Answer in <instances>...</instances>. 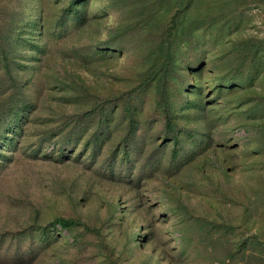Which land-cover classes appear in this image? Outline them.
<instances>
[{
    "label": "rangeland",
    "instance_id": "obj_1",
    "mask_svg": "<svg viewBox=\"0 0 264 264\" xmlns=\"http://www.w3.org/2000/svg\"><path fill=\"white\" fill-rule=\"evenodd\" d=\"M0 264H264V0H0Z\"/></svg>",
    "mask_w": 264,
    "mask_h": 264
},
{
    "label": "trees",
    "instance_id": "obj_2",
    "mask_svg": "<svg viewBox=\"0 0 264 264\" xmlns=\"http://www.w3.org/2000/svg\"><path fill=\"white\" fill-rule=\"evenodd\" d=\"M55 223L57 225H59L60 227H63V228H68V227H71L75 224L71 221H64V220H58V221H55Z\"/></svg>",
    "mask_w": 264,
    "mask_h": 264
}]
</instances>
